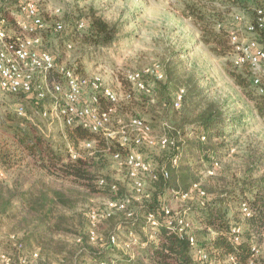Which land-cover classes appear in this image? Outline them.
Segmentation results:
<instances>
[{"label": "trees", "instance_id": "16d2710c", "mask_svg": "<svg viewBox=\"0 0 264 264\" xmlns=\"http://www.w3.org/2000/svg\"><path fill=\"white\" fill-rule=\"evenodd\" d=\"M196 1L197 3H189L187 6L190 14L200 24L204 42L212 45L217 54L230 53L227 26L222 25L220 29L215 27V22L219 23V18L223 17L225 11L215 4L220 2L227 5L237 0ZM257 1L260 2L257 6H263V0ZM87 21L86 28L80 29L75 25L76 30H87L83 41L96 49L111 46L122 30L119 21L109 22L99 15H93ZM71 67L79 70L75 65ZM243 70V73L233 72L232 75L249 96L257 115L264 119V94L253 87L248 70ZM130 86L132 88L124 93L126 101L138 100L135 97L136 92L140 94V101L146 100V96H151L134 87L132 83ZM15 95L30 100L36 110L42 111L41 104L44 100L25 93ZM103 100V104L108 106L109 102ZM120 102L119 97L112 120L114 116L116 120L127 117L124 115L126 105H120ZM24 109L25 113L19 114L17 110L10 111L4 102H0V169L8 173V179L0 176V221L13 222L14 236L9 237V241L19 250L18 262L23 253L29 254L38 249L36 264L55 261L72 263L87 257L100 264H205L196 256V248H201L215 264H264V255H255L264 243V169L259 176L248 177L236 191L231 189L220 193L213 201L208 199V191L200 181L205 171L208 173L209 170H214L210 176L218 172L219 167L214 163L221 162L233 148L231 141L227 140L233 136L236 127L249 116L226 113L224 109L210 103L200 110L188 125L180 129L172 127L169 134L175 138L176 145L163 150L169 154L170 164L167 167L162 166L169 171V177H164L162 167L154 168L158 178L151 179L154 188L149 192V197L141 201L139 210L134 209V218L130 219L123 211H119L128 220L130 228L127 237L122 238L124 240L115 232L109 233L107 238L103 239L98 232L100 239L92 242L89 211L86 222L84 213L76 210V204L69 196V193L76 189V185L68 186L67 181L77 183L93 194L97 190L109 192L111 199L125 195H122L118 182L99 173L89 148H86L87 152L81 151L79 155L72 157L76 152L69 149L68 142L78 150L82 141L98 138L99 142H103L104 149L109 150L111 154L114 151L125 153L128 146L118 139L111 140L109 145L100 132L76 124L65 125L68 141L57 147L31 119L26 106ZM131 117L141 118L135 113L125 120ZM142 148L144 147L139 150ZM175 156L178 158L176 164L172 161ZM206 164L208 165L205 166ZM101 178L106 180V184L99 183ZM113 183L117 184V190H112ZM193 192L199 199L188 202L180 211L172 210L174 215L183 216L190 223L188 232L194 234L195 245L191 244L187 232H179L176 225L167 221L163 209L171 199L186 193L190 196ZM233 203L239 208L240 215H237V219L243 218L241 224H237L241 226L240 241H235L232 233L230 213L233 211ZM242 203L248 204L250 216H246L242 211ZM65 208L72 210L74 215L66 214ZM152 213L158 225H153L149 220ZM112 218L113 216L108 219ZM132 229L136 236L139 232L143 234V237L140 235L139 245L130 235ZM145 230H148V233ZM69 234L79 238L77 247H72L64 239V236ZM113 234L125 248L111 242ZM141 243L146 245L142 246ZM20 244L22 247L18 248ZM129 248L136 250L137 256H131L134 259L124 258Z\"/></svg>", "mask_w": 264, "mask_h": 264}, {"label": "rangeland", "instance_id": "374dc122", "mask_svg": "<svg viewBox=\"0 0 264 264\" xmlns=\"http://www.w3.org/2000/svg\"><path fill=\"white\" fill-rule=\"evenodd\" d=\"M35 1L50 26V29L43 33L44 48L54 55L58 63L75 65L79 69L78 72L83 75L95 73L101 75L105 83L118 92L121 99L120 105L125 103L124 115L129 117L136 113L141 116L152 125L155 135L170 133L166 128V123L177 129L188 125L198 112L210 103L216 104L226 113L249 116L236 127L233 136L228 138L227 141H231L233 148L219 162L218 172L210 176V173L205 171L201 175L200 181L207 189L210 201L225 191L231 189L236 191L248 177L259 176L261 170L264 169V119L257 115L249 96L236 83L232 75L233 72L243 73L244 70L233 66L230 53L217 54L212 49V45L204 42L200 24L190 14L187 6L189 3H197L196 0ZM1 3L2 12L4 15L12 17L10 24L15 27L14 17L19 15L18 0H1ZM259 3L257 0H237V2L227 5L216 2L215 5L225 11L223 17L219 18V23L221 22L227 27L234 25L235 14L244 13L251 16ZM262 5H264V1H262ZM93 15L102 16L109 22L119 21L122 24L121 33L111 46L96 49L83 41L87 30H76L75 25L80 19L88 20ZM58 18L66 22L67 27L63 33H57L51 28L54 20ZM217 23L215 22V27L219 29ZM69 44L72 45L71 48L68 47ZM156 62L162 64L166 75L161 80L148 77L153 87V94L146 96V100L140 101V94L136 92L135 97L138 100L135 102L124 100L125 91L132 88L127 81L126 72L144 69ZM181 88L185 89V96L181 107L177 108L174 105V97ZM0 102H4L10 111H16L20 104L26 106L31 119L57 147L67 143L68 135L65 125L50 113L47 116L43 114L45 110L50 111L51 99L44 100L41 104V112L36 110L30 100L1 90ZM117 108L120 110L119 105ZM120 113L122 112L120 111ZM115 117H113L112 129H117L118 126L116 121L119 119L116 120ZM104 140L107 143L111 141L106 138ZM87 141L93 142V148H89V153L95 158L99 173L118 182L122 195H134L132 181L128 178L126 170L119 167L110 151L104 149L103 142H99L98 138L82 141L78 150L69 142L68 147L76 152L73 154L79 155L81 151L87 152ZM140 151L150 160L153 168L159 169V167H167L170 164L169 154L158 147H144ZM1 172L4 173L3 177L8 179V173L0 169ZM145 179L146 191L150 192L154 188V183L149 176H146ZM67 185L72 187L76 185V189L74 188L69 196L72 202H75L76 210L84 213L86 222L89 209H104L106 201L111 197L109 192L103 193L97 190L93 194L86 191V188H82L81 185L70 181H67ZM188 196L171 199L168 202L169 207L177 212L182 210L188 202L199 199L194 192ZM143 199L145 198H141V201ZM141 201L133 202L132 206L135 210H139ZM232 207L234 212L230 213L231 225L241 224L243 218L237 219L238 205L233 203ZM65 213L69 216L74 215V212L67 208H65ZM127 221L122 212L115 211L112 219H104L97 224V231L103 239L107 238L109 233L115 232L121 240H124L122 238L127 237V232L130 229ZM145 231L148 233V230ZM13 233V222L0 221V252H8L14 258L17 257L15 263L19 264V250L9 241V237L14 236ZM139 233H137L138 236L134 232L131 235L138 245L140 244L138 243L141 239L140 235L143 237V234ZM75 236L69 234L64 236V239L72 247H77L79 238ZM118 243L120 248L124 247L119 240ZM141 245L145 246L146 244L141 243ZM36 250L39 252L38 249ZM126 252L125 259L137 256L135 248H129ZM255 255H264V243ZM49 264L100 263L93 262L87 257L80 261H72V263L55 261Z\"/></svg>", "mask_w": 264, "mask_h": 264}, {"label": "built area", "instance_id": "2783aa9c", "mask_svg": "<svg viewBox=\"0 0 264 264\" xmlns=\"http://www.w3.org/2000/svg\"><path fill=\"white\" fill-rule=\"evenodd\" d=\"M264 1V0H263ZM0 0V90L6 93H25L35 96L39 100H52L50 111L45 110L44 116L49 113L60 120L64 125H83L94 132H100L106 139H118L127 145L125 153L114 151V161L119 167L126 169L132 181L134 195H125L122 198L108 199L104 209L91 208L89 218L92 223L90 239L96 242L100 239L97 224L101 220L113 216L115 211H123L126 216L133 219L135 210L132 204L135 200L148 198L146 191V176L156 180L158 173L153 168L150 160L139 150L140 147H158L164 150L174 147L176 140L170 134L155 135L150 123L143 118L131 117L127 120L119 119L117 129H112V114L116 111L115 104L119 100L118 92L108 86L99 74L83 75L73 67L58 63L54 55L44 48L43 33L50 29L41 9L35 0H18L19 15L14 17L15 27L11 26V18L2 12ZM59 13V9L57 10ZM16 16V15H15ZM235 24L227 27L229 42L231 45L230 55L235 68L247 69L252 85L259 93L264 94V5L254 9L253 14L247 15L237 13L234 16ZM88 21L80 19L77 26L86 28ZM222 27L221 23L217 24ZM66 22L58 18L54 20L53 31L62 33L65 31ZM72 47L71 44L68 45ZM165 70L161 63H153L144 69H134L126 72L127 80L137 89L153 94L152 84L148 77L161 80L165 77ZM185 96V89L181 88L174 97V105L180 108ZM103 99L109 102L108 106L103 104ZM19 114H24L23 105H18ZM170 131L172 126L166 123ZM87 148H93V142H86ZM77 154H73L76 157ZM177 163V156L172 158ZM218 162L214 165L217 167ZM164 177H169V171L162 167ZM213 174L214 170L208 171ZM4 176V173H0ZM101 185L106 180H99ZM197 186V185H195ZM112 190H117V184H111ZM204 194V191L202 192ZM188 193L183 197H187ZM242 211L246 216L251 215L247 203H242ZM167 221L176 225L179 232L189 234L192 245L196 244L194 234L189 233L190 223L185 217L174 215L169 205L164 206ZM153 225H158L155 215H149ZM232 233L235 241H240L241 226L233 225ZM264 234V227H263ZM130 235L133 232L130 231ZM111 242L118 243V237L111 235ZM19 248L22 247L20 244ZM196 256L205 264H215L208 253L201 248H196ZM39 257L37 250L32 253H23L19 257L20 264H36ZM0 264H14V257L8 252H0Z\"/></svg>", "mask_w": 264, "mask_h": 264}]
</instances>
